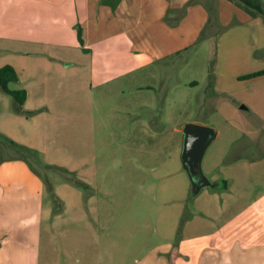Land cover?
<instances>
[{"label": "crops", "instance_id": "1", "mask_svg": "<svg viewBox=\"0 0 264 264\" xmlns=\"http://www.w3.org/2000/svg\"><path fill=\"white\" fill-rule=\"evenodd\" d=\"M259 18L228 0H0V69L16 71L19 82L12 84L20 88H9L25 90L24 108L31 110L44 105L47 92L32 96L62 74L85 71L91 87L123 78L164 82L163 73L176 69L171 64L205 46L215 62L201 68V78L220 96L212 112L228 107L242 122L241 105L252 118L244 127L264 130V75L240 79L262 71L255 70L264 61ZM242 63L253 72H236ZM12 109L14 121V100ZM0 134L23 145L10 130ZM234 140L203 169L211 183L226 181L227 190L203 189L182 227L179 208L188 192L174 191L179 200L168 203L154 243L132 264H264V154L230 158ZM0 152V264L25 257L30 264L41 251L45 184L28 162L7 157L4 145Z\"/></svg>", "mask_w": 264, "mask_h": 264}, {"label": "rangeland", "instance_id": "2", "mask_svg": "<svg viewBox=\"0 0 264 264\" xmlns=\"http://www.w3.org/2000/svg\"><path fill=\"white\" fill-rule=\"evenodd\" d=\"M260 3L264 10V0ZM258 17L264 26V15ZM211 53L205 46L199 54L184 53L180 62L171 64L175 70L163 73L164 82L123 78L91 87L85 71L62 74L51 87L32 96L39 100L47 92L43 106L23 107L31 115L14 110V121L8 119L13 99L0 92V131H12L36 152L37 156L29 155V164L45 184L41 251L30 264L137 262L154 243L171 200H179L178 190L188 192L179 208L178 227H182L195 213L197 199L180 159L187 123L211 127L219 134L207 150L204 171L233 138L230 158L264 154V130L256 127L258 134L244 127L243 120L251 123L252 118L240 110L241 105L237 110L242 122L231 117L228 107L212 112L220 96L203 83L207 77L202 79L200 72L212 68ZM250 70L242 63L236 72ZM255 70H264V61ZM193 80L200 84L191 85ZM17 156L8 150L7 157Z\"/></svg>", "mask_w": 264, "mask_h": 264}, {"label": "trees", "instance_id": "3", "mask_svg": "<svg viewBox=\"0 0 264 264\" xmlns=\"http://www.w3.org/2000/svg\"><path fill=\"white\" fill-rule=\"evenodd\" d=\"M228 1L234 3L235 5H237L241 8H243L252 16L256 17L258 15H264V10H263V7L260 3V0H228ZM79 40L82 41L80 31H79ZM261 75H264V70L259 71L257 73H253L250 75L240 77V79L245 80V79H249V78L261 76ZM18 82H19V77H18L16 71L11 66H5V67L0 69V90H2L5 94L12 97V99L14 100V110L16 113H18V114L27 113V114L31 115V114H33V112H25L23 110L24 104L27 100L26 91L25 90H11L9 88V84L18 83ZM3 145L7 148V150L16 152L18 155L17 156L18 158H21L22 160H24L28 163H30L29 155L37 156L35 151H33V150L23 146V145H20L16 142L6 138V137H3L0 134V150L3 147ZM3 160H4L3 154L0 152V163ZM47 168L54 169L56 167L47 166ZM216 186L219 190H227L226 181H222L221 186L215 185V183H212V185H211V187L213 189H215ZM53 198L55 201L58 200V199L56 200L55 197H53ZM61 210H62V208L57 209L56 212H61Z\"/></svg>", "mask_w": 264, "mask_h": 264}, {"label": "water", "instance_id": "4", "mask_svg": "<svg viewBox=\"0 0 264 264\" xmlns=\"http://www.w3.org/2000/svg\"><path fill=\"white\" fill-rule=\"evenodd\" d=\"M181 163L191 183L192 196H198L212 183L203 171V160L209 147L217 137L211 127L187 123L182 130Z\"/></svg>", "mask_w": 264, "mask_h": 264}]
</instances>
